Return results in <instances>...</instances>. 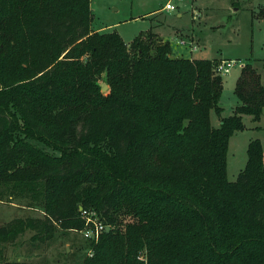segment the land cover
<instances>
[{"label": "trees", "instance_id": "1", "mask_svg": "<svg viewBox=\"0 0 264 264\" xmlns=\"http://www.w3.org/2000/svg\"><path fill=\"white\" fill-rule=\"evenodd\" d=\"M92 19L90 0H0V197L44 213L1 225L0 243L81 230V207L110 227L83 264H145L144 247L146 264H264L261 141L226 172L242 116L264 108L260 74L242 66L221 117L217 59L172 57L152 33L126 44Z\"/></svg>", "mask_w": 264, "mask_h": 264}, {"label": "rangeland", "instance_id": "2", "mask_svg": "<svg viewBox=\"0 0 264 264\" xmlns=\"http://www.w3.org/2000/svg\"><path fill=\"white\" fill-rule=\"evenodd\" d=\"M168 2L174 5L173 9H165ZM263 6L264 0H90V28L92 32L116 30L126 44L139 35L152 33V40L161 39L169 44L172 57L233 61L228 73L216 71L223 85L220 116L227 117L239 103L233 90L242 66L251 63L264 84V20L253 16ZM101 83H105L103 77ZM219 120L211 111L212 126L218 127ZM242 121L244 130L235 131L228 142L226 172L230 181L245 166L250 140L259 139L264 150V113L258 121H253L251 115H243ZM43 215L42 209L26 197H0V226L13 218ZM33 235V231L26 230L12 243H0V264H83L86 256L92 254L89 241L80 230L56 227L52 238L44 241L32 238ZM137 258L146 264L145 247Z\"/></svg>", "mask_w": 264, "mask_h": 264}, {"label": "built area", "instance_id": "3", "mask_svg": "<svg viewBox=\"0 0 264 264\" xmlns=\"http://www.w3.org/2000/svg\"><path fill=\"white\" fill-rule=\"evenodd\" d=\"M174 8V5L171 2H168L165 5V9L171 10ZM181 44V42H178ZM234 64L233 61H220L216 66V71L223 73H228L230 67ZM81 218L84 221V227L80 230L83 237L92 242L96 243L103 231H105L106 224L95 211L82 210L81 209ZM91 251V248L90 250ZM90 254V253H89Z\"/></svg>", "mask_w": 264, "mask_h": 264}, {"label": "water", "instance_id": "4", "mask_svg": "<svg viewBox=\"0 0 264 264\" xmlns=\"http://www.w3.org/2000/svg\"><path fill=\"white\" fill-rule=\"evenodd\" d=\"M161 42H159V44H160ZM105 78V76H103V79ZM100 87H101V91L102 92H105L106 91V89L108 88V85H106V83H101L100 84ZM262 113H264V108H262ZM79 210H81V207H79ZM109 229H110V227L109 226H106V228H105V231L107 232V231H109Z\"/></svg>", "mask_w": 264, "mask_h": 264}]
</instances>
